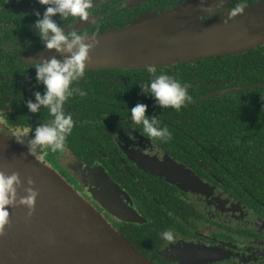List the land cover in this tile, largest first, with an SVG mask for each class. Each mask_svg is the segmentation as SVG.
I'll list each match as a JSON object with an SVG mask.
<instances>
[{
    "label": "flooded vegetation",
    "instance_id": "obj_1",
    "mask_svg": "<svg viewBox=\"0 0 264 264\" xmlns=\"http://www.w3.org/2000/svg\"><path fill=\"white\" fill-rule=\"evenodd\" d=\"M192 1L96 0L88 21L54 19L65 33L94 36ZM241 2L247 6L236 15L264 0H219L200 21L230 15ZM44 10L38 0H0V131L25 150L31 133L18 132L52 119L46 108L31 113L26 106L45 91L34 62L49 60L50 50L33 27ZM147 66L86 65L73 84L86 95L64 105L74 121L65 151L45 149L44 161L153 264H264V43L154 65L187 86L192 101L179 111L141 94ZM137 103L169 128L170 140L147 138L131 122ZM168 229L171 242L161 239Z\"/></svg>",
    "mask_w": 264,
    "mask_h": 264
},
{
    "label": "water",
    "instance_id": "obj_2",
    "mask_svg": "<svg viewBox=\"0 0 264 264\" xmlns=\"http://www.w3.org/2000/svg\"><path fill=\"white\" fill-rule=\"evenodd\" d=\"M213 1L206 0L208 9ZM202 12L200 0H194L94 35L98 43L86 65H158L245 52L264 43V3L244 15L207 23L200 21ZM46 57L63 60L64 54L50 50ZM0 171L19 173L23 186L18 199L27 194L29 177L39 193L31 215L26 206L9 208V222L0 234V264H153L44 159L30 155L1 131ZM86 172L99 182L94 169Z\"/></svg>",
    "mask_w": 264,
    "mask_h": 264
},
{
    "label": "clouds",
    "instance_id": "obj_3",
    "mask_svg": "<svg viewBox=\"0 0 264 264\" xmlns=\"http://www.w3.org/2000/svg\"><path fill=\"white\" fill-rule=\"evenodd\" d=\"M39 4L45 6L44 12H37L33 27L36 35L40 38L43 48L55 50L64 54V59L59 60L53 57L50 60L34 62L36 81L45 88L43 94L37 91L34 93L35 101L29 99L26 106L31 113H38L42 108L48 110L52 119L42 122L35 127H25L18 136H28L31 138L27 142L28 153L37 159H43L46 155L45 149L53 153H63L66 148L67 137L72 133L74 127L73 116L66 113L64 105L66 101L79 95H86V92L73 87L77 82L85 77L86 63L90 59V52L97 46L94 36H89L87 32L70 31L65 33L63 26L59 25L54 17L59 15L61 20L88 21L96 0H38ZM206 0H200V10H209L206 7ZM247 5L239 3L230 13L235 16ZM150 79L140 84L141 94L150 95L156 103L163 108H173L179 111L187 103L192 101V96L188 93L187 86L183 85L174 76L165 72L157 74L154 65L147 66ZM148 105L137 103L130 109L131 122L134 125H142L143 135L147 138H155L161 142H167L172 138L167 126H160L157 116L146 115ZM23 144V140L17 139ZM29 187L24 188L27 193L18 199V189L23 186L19 173L12 172L6 174L0 171V234L4 226L9 222V208L18 205L26 206L29 215L34 210L38 191L33 187L34 181L27 179ZM174 238L172 229L161 233V239L171 242Z\"/></svg>",
    "mask_w": 264,
    "mask_h": 264
},
{
    "label": "rangeland",
    "instance_id": "obj_4",
    "mask_svg": "<svg viewBox=\"0 0 264 264\" xmlns=\"http://www.w3.org/2000/svg\"><path fill=\"white\" fill-rule=\"evenodd\" d=\"M217 1H219V0H216V1H213V4H212V6H211V8L209 9V10H207V11H211L214 7H216L218 4L216 3ZM206 12V11H205Z\"/></svg>",
    "mask_w": 264,
    "mask_h": 264
}]
</instances>
